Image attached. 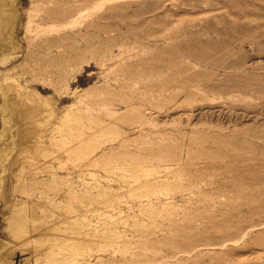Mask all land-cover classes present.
Masks as SVG:
<instances>
[{
	"label": "rangeland",
	"instance_id": "374dc122",
	"mask_svg": "<svg viewBox=\"0 0 264 264\" xmlns=\"http://www.w3.org/2000/svg\"><path fill=\"white\" fill-rule=\"evenodd\" d=\"M0 264H264V0H0Z\"/></svg>",
	"mask_w": 264,
	"mask_h": 264
}]
</instances>
